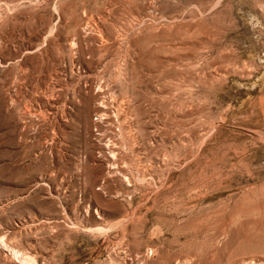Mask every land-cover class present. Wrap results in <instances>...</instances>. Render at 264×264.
<instances>
[{"label":"rangeland","instance_id":"obj_1","mask_svg":"<svg viewBox=\"0 0 264 264\" xmlns=\"http://www.w3.org/2000/svg\"><path fill=\"white\" fill-rule=\"evenodd\" d=\"M0 264H264V0H0Z\"/></svg>","mask_w":264,"mask_h":264}]
</instances>
